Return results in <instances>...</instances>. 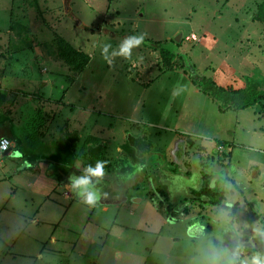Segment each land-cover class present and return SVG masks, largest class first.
Instances as JSON below:
<instances>
[{"label": "rangeland", "instance_id": "374dc122", "mask_svg": "<svg viewBox=\"0 0 264 264\" xmlns=\"http://www.w3.org/2000/svg\"><path fill=\"white\" fill-rule=\"evenodd\" d=\"M9 1L0 0V28L6 17L1 9ZM48 1L49 7H58L49 22L42 21L33 3L44 11L45 5L29 0L27 23L40 34L32 37L33 47L46 41L48 50L56 51L53 38L60 37V49L49 60L55 63H44L48 72L40 78L51 73L54 84L42 85L35 75L28 79L33 89L53 93L55 99L60 95V142L53 146V156L85 163L86 145H72L68 124L79 119V107L86 106L95 108L82 113L87 122L97 118L92 132L109 123L134 132L141 128L156 152L141 157L148 163L141 165V177H134L129 162L123 175L131 178H122L114 170L115 161L104 170L105 181L90 177L100 193L97 204L124 196L142 199L137 207L122 208L121 217H115L113 209L101 212L97 204H84L72 188L49 191L43 199L35 197V191L10 198L0 185V264H210L213 251L230 252L237 243L243 245L244 256L264 252V242L253 235L255 226L264 225V100L255 107L223 110L183 71L162 72L160 54L149 44L162 42L182 66L186 59L200 76L235 90L236 84L228 85L229 66L237 82H243L240 75L264 78L263 24L253 19L263 0ZM140 34L147 44L133 48L130 59L115 57L109 63L101 56L104 43L116 48L126 36ZM66 43L68 50L63 48ZM246 61L255 68L244 66ZM71 104L79 106L75 112L67 107ZM35 105L31 118L42 123L43 107ZM142 121L149 125L143 128ZM164 124L170 131L162 129ZM25 128L21 122L17 133H25ZM119 129H112L117 134L108 151L123 140L126 144ZM19 138L10 153H21L17 160L26 157L27 142ZM180 138L183 152L188 151L176 165L170 151ZM123 165L127 163L119 162L120 168ZM190 171L193 175L187 179ZM54 173L69 181L70 175L84 171ZM45 203L48 210L40 207Z\"/></svg>", "mask_w": 264, "mask_h": 264}, {"label": "crops", "instance_id": "0c3cea01", "mask_svg": "<svg viewBox=\"0 0 264 264\" xmlns=\"http://www.w3.org/2000/svg\"><path fill=\"white\" fill-rule=\"evenodd\" d=\"M28 1L29 0H10L9 5L6 6L7 8L1 9L3 14H6V17H4V27L0 28V136L8 138L10 142V149L6 154H0V185L4 184L6 186L5 191H7L8 194H11L10 198H15L16 194L19 192H29L31 194L32 191H35L32 192L34 196L38 199H43L46 198L45 196L49 194V191H53L54 193L60 187L63 188V190L71 188V183L67 180L66 176L60 179V176L56 175L54 172H60L62 169H70L72 172H75V174H78V172L84 170L87 165V155H82L84 156L85 163L81 162V160H76L77 163L73 162L71 164L70 162L62 161L63 158L56 160L57 157L53 156V146L55 144L58 145L60 142V95L57 99H55V97H53V93L48 94L46 91L41 92L40 89H35L36 87L33 89L31 86L32 82L28 78H32L33 75H35L34 78H36V80L39 79L42 85L54 84V82L49 78L53 75L51 73L46 76V79L43 81L40 78L43 77V73L48 72V67H46L44 63H55L54 60H52V62L49 60H51L53 55H55L58 52V49H60V37L56 35L53 38V40H56L57 43L56 51L48 50V43L46 41L41 42L38 46H32V37H37L40 34L36 33V27L32 28V23H27L29 19V15L27 14L29 11L28 7L31 5ZM33 1H36L39 5H45L44 11L41 7H38L33 3L34 11L42 14V16L40 15L42 21L47 19L49 22V18L51 19L50 15H52L53 12H56L58 7H49L48 0ZM20 59L21 61H18ZM246 62H244V66H248V68L251 69L255 68L252 63L249 61ZM30 63H32V67L30 66ZM161 65L162 62L158 65L160 70L163 69V65ZM180 70L181 69L169 71V73ZM234 73V69L229 66L226 74H228L231 82H229L228 85L233 86V84H236V88L241 89L245 84L244 76L240 75V79L243 78V82L238 81V83L237 80L239 79H237L238 77ZM130 76L131 75H129V77ZM251 77L255 78L253 74ZM130 78L132 79V76ZM46 80L48 81L46 82ZM32 85L34 86V83ZM224 87L226 86L224 85ZM34 90H38L36 94H34ZM35 103H38V105L43 107L39 110L42 115L41 118H43L42 123L31 118V115H33L32 112L37 106ZM256 105H258V103L251 107H255ZM67 107L72 108L75 112L79 106L71 104ZM94 109L95 108L93 106H86L83 108L79 107V119H76L75 121L71 120L68 124L69 130H73L72 133L77 136L75 144H83V146L86 145L85 153L89 147L96 146L97 144L103 145L102 160L107 165L114 161L117 162V158L122 155L126 158L128 157L132 163L131 165L135 168L134 177H141L142 174H144V168H142V166H144L143 164H146L147 162L144 158L141 159V157H137L134 154L133 149L128 146L126 139L128 135H139L140 132H142V129L137 126L139 129L134 132L128 130L127 126L123 127L121 124L109 123L108 127H101L95 132H92L91 130L96 124L97 118H95L92 122H87L85 118H82V113L84 112L85 114V112H90ZM255 115L256 113H253V116ZM263 115L264 111L261 116ZM115 117L119 119L118 116ZM118 119L115 118V120ZM21 122L22 125L24 123L26 124L25 133L18 134L17 128H19V124ZM142 122H144V125H142L144 128L148 121ZM117 125L120 127L119 132L122 139L126 140V144H124L123 140L122 145L116 144L114 148H111L110 151H108L107 146L112 145L115 135L117 134L116 131L112 133V129L117 127ZM162 129L170 131L168 125L165 124ZM100 130H103L104 132L99 134L98 131ZM18 136L23 137V139L27 142L25 147L26 151L25 154H23V156L25 155L26 157L20 160H17L18 157H14L10 154L13 150L12 142L15 143L20 141ZM77 145H75V149H79V146ZM37 146L40 150L37 149ZM188 146L189 145H187V147ZM56 150L60 151V148H56ZM232 150H234V148ZM187 151L188 149L186 148L185 152ZM47 152H52V155L49 154V156H47ZM153 152H156L155 146H153ZM157 152L160 153V150H157ZM170 153L172 155V150ZM76 155L77 153H75V159H79ZM4 158L7 160H4ZM135 158L141 159L143 162L140 163L137 159L135 161ZM173 160L175 161L172 163H176V165L179 164L178 162L182 161H177L175 158H173ZM77 165L81 169H79ZM107 170H109V166ZM193 172L194 171H190L189 176L187 175L186 178L191 179ZM204 173L209 175L206 171ZM145 176L147 175L145 174ZM91 180H93V178ZM105 180L106 179L104 178V181ZM12 190H14V192H11ZM24 200L27 201L25 198ZM141 200H139L137 196H135L132 200L125 196L123 198H108L107 200L99 201V204L95 203L92 207H96L97 204L101 212H107L108 210L113 209V215H115V217H121L123 212L121 211L122 208L130 207L131 205L137 207L138 205H141ZM29 201H32L31 198ZM48 203L40 205V207H44L48 210ZM38 215L35 216V218L38 217ZM37 221H39V219H37Z\"/></svg>", "mask_w": 264, "mask_h": 264}, {"label": "trees", "instance_id": "16d2710c", "mask_svg": "<svg viewBox=\"0 0 264 264\" xmlns=\"http://www.w3.org/2000/svg\"><path fill=\"white\" fill-rule=\"evenodd\" d=\"M253 19L263 24V31H264V0L258 5L257 13ZM147 41L148 40H144L143 43L147 44ZM149 44L154 50H157L160 54L161 62L163 65L162 66L163 69H161V71H173V70L181 69L183 73H185L188 76L190 81L198 87V89H200L202 92H204L205 94L211 96V98L216 100L219 107H221V109L223 110L224 109L240 110L247 107H251L256 103L264 100V78L255 79L251 76H244L245 84L241 89H235V90L225 89L224 87L217 86L212 79L205 78L197 74L194 65L189 63L188 60L185 59L184 64L182 66L176 59V53H174L170 49L165 48L162 42H158V41L149 42ZM66 45L68 44L66 43ZM63 48L65 50H68L69 45L63 46ZM177 57L179 58V56ZM69 139L71 140V143L74 146L77 140L76 134H72ZM126 140L128 142V146L133 149L134 154L137 157H146V156L148 157L149 155L153 154L152 153L153 145L148 141L147 132H145L144 130H142V132H140V134L137 136L128 135ZM183 147L184 144L180 138L176 141L175 147L172 150V156H174V158L177 161H180L183 158V156L186 154V152H183ZM102 149H103V145L101 144H97L96 146H92L87 149L86 152L87 165L94 166L97 160L103 161ZM122 161L126 162L127 165H123V167L120 168L119 162L121 163ZM129 162L130 159H128V157L126 158L123 155L117 158V163L115 162L116 165L114 170H116V172L121 173L122 178L124 179L131 178L129 177L130 174L129 176L123 175L124 172L123 168L124 166H128L130 164ZM107 169H108V165L104 162V170ZM102 179H104L103 176ZM191 192L193 196L194 194L193 190H191ZM219 203L220 201L214 202V204H219ZM155 204L158 207H161L163 203L158 202ZM172 204L175 205L176 202L175 203L172 202Z\"/></svg>", "mask_w": 264, "mask_h": 264}, {"label": "clouds", "instance_id": "9594fccd", "mask_svg": "<svg viewBox=\"0 0 264 264\" xmlns=\"http://www.w3.org/2000/svg\"><path fill=\"white\" fill-rule=\"evenodd\" d=\"M143 41L144 36L142 34L128 35L119 42L116 48H112L109 43H104L100 48V54L109 63H111L110 58L115 57H122L127 60L131 58L133 48L141 45ZM5 147H7V145H5ZM14 155L19 157L21 153L16 152ZM83 171V175H70L68 179L71 183V188L82 198L83 203L92 206L96 203L100 193L92 186L90 177H95L98 180L103 176L104 162L97 160L94 166L86 165ZM226 203L228 207H231L230 202ZM253 235L261 242H264V225L255 226L253 228ZM242 252L243 245L240 243H237L230 252L224 251L222 253H217L213 251L210 264H264V252H254L250 256H244Z\"/></svg>", "mask_w": 264, "mask_h": 264}, {"label": "built area", "instance_id": "2783aa9c", "mask_svg": "<svg viewBox=\"0 0 264 264\" xmlns=\"http://www.w3.org/2000/svg\"><path fill=\"white\" fill-rule=\"evenodd\" d=\"M7 145V147H5ZM10 149V142L8 138L0 136V154L3 152H8Z\"/></svg>", "mask_w": 264, "mask_h": 264}, {"label": "water", "instance_id": "95a60500", "mask_svg": "<svg viewBox=\"0 0 264 264\" xmlns=\"http://www.w3.org/2000/svg\"><path fill=\"white\" fill-rule=\"evenodd\" d=\"M176 40H178V38H176ZM7 152H3V153H1L2 155H4V154H6Z\"/></svg>", "mask_w": 264, "mask_h": 264}]
</instances>
